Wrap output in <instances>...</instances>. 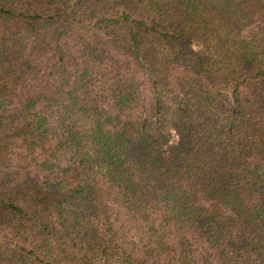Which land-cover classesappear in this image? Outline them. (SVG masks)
Here are the masks:
<instances>
[{"label":"trees","instance_id":"obj_1","mask_svg":"<svg viewBox=\"0 0 264 264\" xmlns=\"http://www.w3.org/2000/svg\"><path fill=\"white\" fill-rule=\"evenodd\" d=\"M0 264H264V0H0Z\"/></svg>","mask_w":264,"mask_h":264},{"label":"rangeland","instance_id":"obj_2","mask_svg":"<svg viewBox=\"0 0 264 264\" xmlns=\"http://www.w3.org/2000/svg\"><path fill=\"white\" fill-rule=\"evenodd\" d=\"M247 34L250 35V34H251V31L247 32L246 35H247ZM195 47L198 48L197 45H196Z\"/></svg>","mask_w":264,"mask_h":264}]
</instances>
